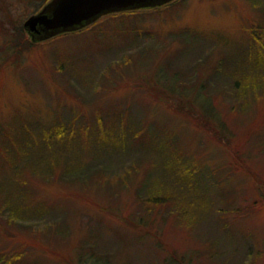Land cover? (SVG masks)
Returning <instances> with one entry per match:
<instances>
[{"label":"rangeland","instance_id":"1","mask_svg":"<svg viewBox=\"0 0 264 264\" xmlns=\"http://www.w3.org/2000/svg\"><path fill=\"white\" fill-rule=\"evenodd\" d=\"M172 2L36 44L24 23L40 0H0V139L36 125L35 164L43 131L70 123L53 144L64 168L33 181L42 214L2 208L0 159V264H264V0ZM109 113L124 121L113 150L89 135ZM156 186L167 202L149 200Z\"/></svg>","mask_w":264,"mask_h":264},{"label":"trees","instance_id":"2","mask_svg":"<svg viewBox=\"0 0 264 264\" xmlns=\"http://www.w3.org/2000/svg\"><path fill=\"white\" fill-rule=\"evenodd\" d=\"M49 1L51 0H40L41 5L39 7L47 5ZM173 2L168 3L167 5H172ZM161 7L162 6H155L154 9H159ZM140 11L142 10L136 9V10H131V11L114 12L109 15H112L115 17L118 14H123V13L132 14V13H136ZM25 31L28 32L27 29H25ZM70 33H75V31L60 33L59 36L69 35ZM38 42H40V40H35L36 44ZM254 62L255 63L258 62V64L259 63L263 64L264 54H262V56H260L258 60H254ZM208 63H209V59H207V61L204 64L202 63L201 68H206ZM211 67L212 66H208V68H211ZM213 71L216 72L214 74L216 76L220 75L221 73H224V71H222L220 67L214 68ZM239 83L241 82L239 81ZM239 83H236V84H239ZM168 89L167 90L163 89V93L164 92L167 93ZM118 112L116 113L117 116H119L120 114V113L118 114ZM116 115L115 113H109L108 115L109 118L107 117L106 119H104L102 115H96L95 118L97 119V123L95 127L92 129L91 132L86 130L87 133L90 132L89 135H91V137H94L96 138L95 140H98L99 142H101L98 144L99 147L103 145L106 146L104 148L112 146V150H113V149H118V147L121 144H123V139H121L120 137L121 134H116V131L118 129L120 130V127L121 129L123 128L124 121L122 120V123L119 125L115 121L117 118ZM67 126L69 127L70 123L63 121L61 123L57 122L56 124H54V126L51 129H45L43 131V136H45L44 139L49 144L46 143V149L44 152H41V154L37 153L39 154V156H37V158L35 159L36 161L35 164H26L27 160H29L30 158V157H27L29 153L26 152V149H35V147L38 146V141L36 138L40 136L39 133H37L39 129L36 127V125H33L32 127L25 126L23 130H22V127H13L12 125H6V131L5 133H3L6 139L5 140L0 139V159H3V162L5 161L7 164L9 163L8 165L12 169V172H10L12 191L8 192L6 196L7 197L13 196V203H10L8 200H6L5 199L6 196H4L3 197L4 202L2 203V208L3 206L6 207L11 204L12 206L10 205L9 208L11 209V213L15 217V220L16 219L21 220L24 218H28L29 216L31 217L37 216L38 213L42 214L48 209L49 205H47V203L41 202L40 200H35V197H36L35 192H34L35 185H33V181L36 180L37 178L39 179L43 178L46 181V177L47 178L50 177V174L47 173V170H45L46 166L47 167L50 166L51 168L53 165L55 167H59L61 165L60 167L64 168L63 167L65 165V163H63L64 159H62L63 161L61 160L60 157H62V155L60 154V152L53 149V144L56 139H60L61 137L65 136L66 131L64 129L68 128ZM20 131L22 132L24 131L23 135L28 137L30 142H33V138L35 139L34 147H31L29 145L23 146V144H21V139L23 135H21ZM138 132L139 133H136V134L143 133L142 131H139V130ZM120 133L122 132L120 131ZM159 150H161L162 153L167 152V156L170 157L169 159H167L166 162L163 163L165 168L169 167L171 169H175V176L179 177V179L188 178L189 180H191L188 186L189 187L192 186L196 188L195 185H192V184L196 183L193 179L195 178L194 176L196 175L197 168L194 166L189 167L187 165H184V167L187 168L186 170H184L182 168L183 167L182 163L180 165L178 164V161H180L181 159L180 157L181 152H177V149H169L168 147L167 148L164 147ZM173 150H175V152H172ZM31 163H33V161H31ZM68 168L69 167H67V169ZM149 182L150 180H148V184ZM157 186L155 188L156 190L152 191L151 194L148 195L149 200L150 201L152 200L156 203H159L160 200H162L164 203L167 202L161 198L162 192L161 193L156 192L158 190ZM1 194H2V191L0 189V196Z\"/></svg>","mask_w":264,"mask_h":264},{"label":"water","instance_id":"3","mask_svg":"<svg viewBox=\"0 0 264 264\" xmlns=\"http://www.w3.org/2000/svg\"><path fill=\"white\" fill-rule=\"evenodd\" d=\"M172 0H51L28 17L25 29L35 40L77 31L106 14L152 8Z\"/></svg>","mask_w":264,"mask_h":264}]
</instances>
